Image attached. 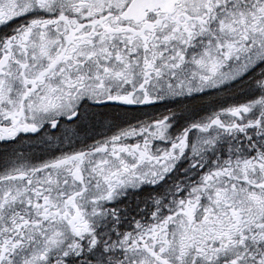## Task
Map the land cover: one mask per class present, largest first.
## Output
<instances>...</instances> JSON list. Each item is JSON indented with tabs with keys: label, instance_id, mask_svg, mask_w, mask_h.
I'll return each instance as SVG.
<instances>
[{
	"label": "snow or ice",
	"instance_id": "6c2138e0",
	"mask_svg": "<svg viewBox=\"0 0 264 264\" xmlns=\"http://www.w3.org/2000/svg\"><path fill=\"white\" fill-rule=\"evenodd\" d=\"M0 264H264V0H0Z\"/></svg>",
	"mask_w": 264,
	"mask_h": 264
}]
</instances>
